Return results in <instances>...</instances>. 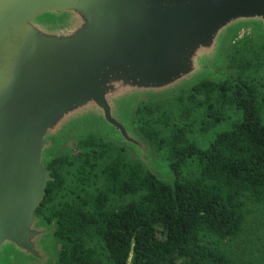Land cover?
<instances>
[{
    "label": "water",
    "instance_id": "95a60500",
    "mask_svg": "<svg viewBox=\"0 0 264 264\" xmlns=\"http://www.w3.org/2000/svg\"><path fill=\"white\" fill-rule=\"evenodd\" d=\"M244 29L264 40V0H0V264L57 260L48 164L89 134L174 186L137 107L232 81Z\"/></svg>",
    "mask_w": 264,
    "mask_h": 264
},
{
    "label": "trees",
    "instance_id": "16d2710c",
    "mask_svg": "<svg viewBox=\"0 0 264 264\" xmlns=\"http://www.w3.org/2000/svg\"><path fill=\"white\" fill-rule=\"evenodd\" d=\"M261 51L264 40L245 34L229 54L232 81L204 80L175 96L200 110L196 127L203 133L227 120L230 109L237 112L206 141L187 135L191 107L182 109L186 120L176 122L160 101L138 105V127L171 162L174 186L93 134L49 162L53 179L37 212L57 222L54 264H126L133 240L132 264H234L219 242L240 233L247 199L264 200V78L256 75ZM66 184L71 194L56 202Z\"/></svg>",
    "mask_w": 264,
    "mask_h": 264
},
{
    "label": "rangeland",
    "instance_id": "374dc122",
    "mask_svg": "<svg viewBox=\"0 0 264 264\" xmlns=\"http://www.w3.org/2000/svg\"><path fill=\"white\" fill-rule=\"evenodd\" d=\"M247 33H249L247 29L242 30L238 39ZM250 55H253L252 52H250ZM260 56L262 66L256 75L257 77L264 78V51H261ZM159 105H161L160 110L166 112L176 122L186 120L182 114V109L187 106L191 107L192 110L188 122H192V126L190 127L191 130L187 135L190 139H196L199 141H206L212 138L216 130L227 127L228 123H230L238 115L237 112L230 109L227 112V120L214 130L203 133L196 127L200 120V110L192 107V105H190L186 100L181 101L176 97H172L160 101ZM187 171L192 172L194 171V168H188ZM69 179L70 177H68L67 181H69ZM96 186H102V182L98 180L96 182ZM70 192L71 189L66 184L64 188H61L58 191L56 202L64 199L65 197H69L71 194ZM131 198V196H128L118 199L113 201L111 205L115 206L126 203ZM218 246L224 253L232 258L234 264H264V200L262 202H253L247 199L245 219L240 233L236 238L221 240Z\"/></svg>",
    "mask_w": 264,
    "mask_h": 264
}]
</instances>
